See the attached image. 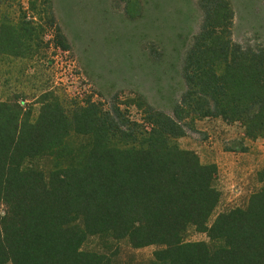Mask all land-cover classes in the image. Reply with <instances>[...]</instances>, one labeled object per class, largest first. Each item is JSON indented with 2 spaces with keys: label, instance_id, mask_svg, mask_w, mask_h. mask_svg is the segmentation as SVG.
Returning a JSON list of instances; mask_svg holds the SVG:
<instances>
[{
  "label": "trees",
  "instance_id": "16d2710c",
  "mask_svg": "<svg viewBox=\"0 0 264 264\" xmlns=\"http://www.w3.org/2000/svg\"><path fill=\"white\" fill-rule=\"evenodd\" d=\"M44 5L53 13L49 0ZM198 7L200 30L186 48L184 84L170 112L140 94L127 108L119 95L66 108L45 92L35 118L26 100L0 99V264H110L80 250L88 235L106 233L135 249L164 247L155 253L158 264H264V190L246 210L221 214L208 227L220 199L217 167L173 143L196 119L239 124L247 138L264 139V44L233 40L229 1L198 0ZM30 24L0 26V55L33 52ZM55 44L70 50L58 25ZM149 57L158 64L163 53ZM79 135L92 140L87 158L64 167L68 141ZM50 157L54 166L46 170ZM191 226L223 246L184 242Z\"/></svg>",
  "mask_w": 264,
  "mask_h": 264
},
{
  "label": "rangeland",
  "instance_id": "374dc122",
  "mask_svg": "<svg viewBox=\"0 0 264 264\" xmlns=\"http://www.w3.org/2000/svg\"><path fill=\"white\" fill-rule=\"evenodd\" d=\"M49 1L53 13L45 8V0H0V26L31 22L34 29L28 57L0 55V99L26 100L22 105L32 107L35 118L41 109L38 98L45 92L53 93L66 108L88 100L106 104L117 95L127 108L140 94L149 104L170 112L172 94L184 84L180 71L186 48L200 30L198 0ZM227 1L235 13L233 40L264 44V0ZM57 25L69 51L55 44ZM154 49L163 53L161 63L149 57ZM129 110L132 119L142 122L137 109ZM194 123L173 143L197 154L201 164L217 167L214 186L220 199L207 224L211 227L221 214L246 210L252 196L264 190V139L251 140L239 124L228 125L222 119ZM91 142L88 137L71 136L64 167L82 164ZM42 164L50 170L54 161L50 157ZM75 227L82 231L80 221ZM182 238L213 250L223 246L193 226ZM163 249H135L112 233L88 235L80 248L106 256L110 264H158L155 253Z\"/></svg>",
  "mask_w": 264,
  "mask_h": 264
}]
</instances>
